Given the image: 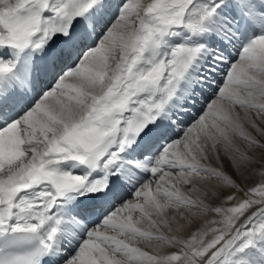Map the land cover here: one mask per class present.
<instances>
[{"label":"snow or ice","instance_id":"snow-or-ice-1","mask_svg":"<svg viewBox=\"0 0 264 264\" xmlns=\"http://www.w3.org/2000/svg\"><path fill=\"white\" fill-rule=\"evenodd\" d=\"M0 264H264V0H0Z\"/></svg>","mask_w":264,"mask_h":264},{"label":"rangeland","instance_id":"rangeland-1","mask_svg":"<svg viewBox=\"0 0 264 264\" xmlns=\"http://www.w3.org/2000/svg\"><path fill=\"white\" fill-rule=\"evenodd\" d=\"M252 179H257L259 181L260 177L259 176H254Z\"/></svg>","mask_w":264,"mask_h":264},{"label":"bare ground","instance_id":"bare-ground-1","mask_svg":"<svg viewBox=\"0 0 264 264\" xmlns=\"http://www.w3.org/2000/svg\"><path fill=\"white\" fill-rule=\"evenodd\" d=\"M257 181H258L257 179H252V181H250V183L257 182Z\"/></svg>","mask_w":264,"mask_h":264}]
</instances>
